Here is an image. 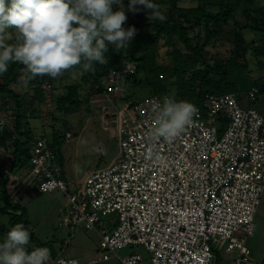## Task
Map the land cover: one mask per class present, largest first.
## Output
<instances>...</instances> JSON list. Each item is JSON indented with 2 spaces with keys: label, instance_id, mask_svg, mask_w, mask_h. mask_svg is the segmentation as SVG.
I'll return each instance as SVG.
<instances>
[{
  "label": "built area",
  "instance_id": "obj_1",
  "mask_svg": "<svg viewBox=\"0 0 264 264\" xmlns=\"http://www.w3.org/2000/svg\"><path fill=\"white\" fill-rule=\"evenodd\" d=\"M135 67L127 63L112 71L103 80L106 90L124 93ZM259 91L252 87L250 96ZM162 99L147 97L124 114L123 154L114 166L82 182L65 180L56 175V150L38 139L23 174L27 185L21 175L13 185L25 189L38 181L42 192L62 191L69 201L63 224L94 229L108 252L143 245L153 264H213L218 256L213 243L223 247L227 241L228 252L238 250L235 264H256L248 239L256 234L264 194V116L243 105L236 92L213 95L195 105L192 123L175 141L156 142L148 130L152 106ZM8 121L0 112V123ZM113 215L115 223L102 228ZM142 260L140 253L121 258L123 264ZM57 264L77 261L59 257Z\"/></svg>",
  "mask_w": 264,
  "mask_h": 264
},
{
  "label": "trees",
  "instance_id": "obj_2",
  "mask_svg": "<svg viewBox=\"0 0 264 264\" xmlns=\"http://www.w3.org/2000/svg\"><path fill=\"white\" fill-rule=\"evenodd\" d=\"M181 1L187 0H158L156 3L160 6L163 19L149 20L150 10L140 6L136 14L139 19L131 16L122 25L125 29H136L126 50L115 53L110 48L105 54L107 62L103 65L96 64L92 71L84 72L80 65L70 69L83 71L82 81L91 85L89 95L109 93L102 85L103 80L112 71L123 69L127 63H134L136 67L132 74L127 75L126 82L131 79L136 84H143L151 93L149 97L169 96L170 84L177 89L174 99L187 100L194 105L203 104L213 95L230 92L239 94L247 86L258 87L259 93L264 92V80L253 79L245 73L249 51H253L260 58V65L264 66V5H256L255 0H194L197 6L183 7L180 6ZM238 13L243 16V25L238 20ZM246 28L259 35L261 42H249L244 35ZM8 39H14L12 29H9ZM222 40H229L231 43L229 55H210L208 47L215 48L222 44ZM162 46L168 47L165 53L168 60L163 62L160 61ZM22 72L23 66L13 63L0 76V112L8 115L9 119L7 124L0 123V149L11 150L9 173L3 168L0 170V198L4 201L0 214L9 216L8 223H0V238L19 222L29 230L30 242H37L36 247L48 248V245L39 242L29 228L27 209L20 201H13V193L8 185L11 174L14 173L16 178V174L27 168L31 159V146L42 137L35 135L30 120L40 116L38 105L47 97L44 85L52 84L55 78L44 75L30 81L27 87H31L33 96L27 99L25 93L28 91L21 93L15 89V86L20 85ZM170 77L175 80L167 83ZM129 96L124 95V98ZM56 103L57 109L67 115L79 110L84 103L81 98V84H70L66 93L57 96ZM135 105L137 103L130 109ZM52 118L57 119L56 116ZM53 134L54 141L51 145L57 149L59 134L56 131ZM59 257L50 263L57 264ZM217 260L218 256L215 261ZM261 264H264V258Z\"/></svg>",
  "mask_w": 264,
  "mask_h": 264
},
{
  "label": "rangeland",
  "instance_id": "obj_3",
  "mask_svg": "<svg viewBox=\"0 0 264 264\" xmlns=\"http://www.w3.org/2000/svg\"><path fill=\"white\" fill-rule=\"evenodd\" d=\"M157 1L155 0V2ZM196 4L194 0L180 2V6L183 7H195ZM255 4L262 5L261 0H255ZM136 14L137 11L126 10L127 18L136 16L139 19ZM240 15L238 13L237 17L243 25L244 19ZM244 35L251 43L261 42L260 36L250 29H244ZM221 42L222 44L215 48L208 47L210 55L213 53H219L222 57L229 55L232 47L230 41L222 40ZM167 49V46L160 48L162 54L160 61L162 62L168 60L165 55ZM121 50L117 49L113 52L119 53ZM259 61L260 58L253 51H249L247 54L248 68L245 73L253 79L264 80V66L260 65ZM82 75L83 71L70 70L66 75L56 77L52 84L46 83L44 85L47 92L46 100L38 105L41 114L38 118L30 120L35 135L42 136L41 139H46L49 144L54 141L53 132H58L60 141L57 142V149L53 145L57 152L55 163L58 170L56 175L77 183L85 180L90 173L108 169L119 161L123 154L125 139L122 133L125 125L124 114L128 113L134 104L151 95L149 89L145 88L143 84H136L131 79L125 83V93L115 90L109 93L89 95L91 85L89 82L82 81ZM168 79L167 83L175 80L174 77ZM73 83L81 84V98L84 103L79 110L67 115L64 111L57 109L56 98L59 94L66 93L68 86ZM102 85L106 89V85ZM250 88L251 86H247L239 92V100L243 105L257 109L264 116V92L259 93L256 97H251ZM15 89L21 93L28 91L25 93L27 99L33 96L31 87L26 88L20 84L15 86ZM168 90L169 96L175 98L176 86L170 84ZM124 94L130 96L124 98ZM53 116H56L57 119H53ZM68 133L72 135L70 138H66ZM10 157L11 150L0 149V170L1 168L6 171L10 169ZM25 170L16 174L17 177ZM11 175L13 176L12 180H17L14 173ZM20 178H22L20 179L21 184L27 185L24 180L25 176L21 175ZM17 182L10 181L8 185L9 190L13 193L12 199L14 202L20 201L25 206L27 209L26 219L30 223L29 228L34 232L39 242L48 245V249L50 248L51 256L48 264H52L50 262L56 261L59 256L75 260L77 264H123L121 258L132 253H140L143 256V260L138 264H153L151 254L143 245L119 248L117 255L102 249L99 235L94 229L84 225L73 228L71 224L70 226L63 224L64 221L61 219L69 215V201L62 191L42 192L38 181H34V184H30L25 189V186H22L24 190L17 189L13 185ZM3 205L4 201L0 198V207ZM116 220L114 215L108 217L103 220L101 227L112 226ZM8 221V215L0 214V223H8ZM255 223L257 224L256 234L248 239V246L252 251V261L261 264L264 258V194L257 210ZM37 244V242H30L32 247H36ZM227 245V241L223 247H220L218 242L213 243V248L218 254V260L213 264H235V259L239 254L238 250L235 253L228 252ZM105 255H109V257L105 258Z\"/></svg>",
  "mask_w": 264,
  "mask_h": 264
},
{
  "label": "clouds",
  "instance_id": "obj_4",
  "mask_svg": "<svg viewBox=\"0 0 264 264\" xmlns=\"http://www.w3.org/2000/svg\"><path fill=\"white\" fill-rule=\"evenodd\" d=\"M140 6L150 10L149 20L163 19L155 0H0V76L11 64H21L19 83L27 87L38 76L56 78L77 65L92 71L107 62L110 48L127 49L136 29L122 27L126 10L139 11ZM9 29L14 31L11 41ZM151 111L149 139L171 143L190 126L197 108L166 95ZM49 258L47 247L30 245L22 223L0 239V264H48Z\"/></svg>",
  "mask_w": 264,
  "mask_h": 264
}]
</instances>
